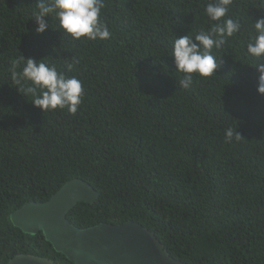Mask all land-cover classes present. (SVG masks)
<instances>
[{
  "label": "trees",
  "instance_id": "obj_1",
  "mask_svg": "<svg viewBox=\"0 0 264 264\" xmlns=\"http://www.w3.org/2000/svg\"><path fill=\"white\" fill-rule=\"evenodd\" d=\"M209 2L104 0L112 36L73 40L54 13L36 32L37 0H0V264L18 253L72 264L9 215L74 177L99 192L67 212L77 227L133 220L188 264H264V95L246 51L264 10L233 0L228 16L241 31L212 50L215 75L193 74L183 89L172 44L208 30ZM21 55L81 80L75 114L43 112L15 89ZM228 128L243 138L226 142Z\"/></svg>",
  "mask_w": 264,
  "mask_h": 264
},
{
  "label": "clouds",
  "instance_id": "obj_2",
  "mask_svg": "<svg viewBox=\"0 0 264 264\" xmlns=\"http://www.w3.org/2000/svg\"><path fill=\"white\" fill-rule=\"evenodd\" d=\"M233 0H210L205 5V14L210 21L208 30H201L194 37L187 34L175 37L172 44L171 57L174 58L175 69L183 73L179 84L183 89L191 88L193 74L199 78L215 75L222 61L212 54V50L222 48L229 38L241 31L239 20L228 16ZM105 7L104 0H37L38 11L33 13L36 20V32L42 34L49 25L45 17L55 14L59 27L64 35L73 40H107L112 36L107 25L100 20L101 10ZM255 9L264 10V0H255ZM222 22H219L221 21ZM255 35L249 37L246 47L247 54L256 58L255 69L259 73L257 92L264 95V17L254 23ZM33 58L21 57L13 62L10 69L11 80L15 88L24 97L32 96L31 102L43 112L67 109L75 114L82 104L83 85L76 76L66 77L58 72L55 66ZM22 64V70L17 66ZM72 65H68L71 71ZM39 90V94H38ZM243 138L236 130L228 128L225 140L231 143L234 139Z\"/></svg>",
  "mask_w": 264,
  "mask_h": 264
},
{
  "label": "water",
  "instance_id": "obj_3",
  "mask_svg": "<svg viewBox=\"0 0 264 264\" xmlns=\"http://www.w3.org/2000/svg\"><path fill=\"white\" fill-rule=\"evenodd\" d=\"M98 195L91 184L74 177L48 199L25 202L9 219L25 233L41 231L53 249L72 264H188L171 256L156 235L136 221L77 227L68 220L67 212L76 203H92ZM3 264L56 263L46 256L18 253Z\"/></svg>",
  "mask_w": 264,
  "mask_h": 264
}]
</instances>
